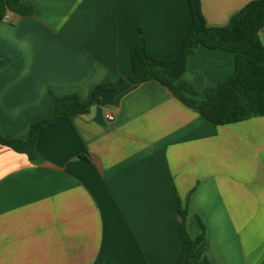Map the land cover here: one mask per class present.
<instances>
[{
	"label": "crops",
	"instance_id": "1",
	"mask_svg": "<svg viewBox=\"0 0 264 264\" xmlns=\"http://www.w3.org/2000/svg\"><path fill=\"white\" fill-rule=\"evenodd\" d=\"M22 1L32 14L0 21L8 138L26 139L55 96L88 101L128 75L140 31L168 59L191 24L188 0ZM251 1L200 7L207 26H224ZM233 71L232 52L199 45L185 72L195 95L125 81L87 114L41 127L40 162L0 144V264H179L184 207L211 264H264V115L217 125L195 108Z\"/></svg>",
	"mask_w": 264,
	"mask_h": 264
},
{
	"label": "trees",
	"instance_id": "2",
	"mask_svg": "<svg viewBox=\"0 0 264 264\" xmlns=\"http://www.w3.org/2000/svg\"><path fill=\"white\" fill-rule=\"evenodd\" d=\"M191 24L174 58L159 59L151 56L146 48L143 33L137 36L130 59V72L118 82L97 85L88 101L77 93L55 96V105L45 118L31 123L26 139L8 138L0 134V144L25 154L32 162L42 160L36 150L38 130L58 118L87 114L100 103L103 92L118 88L123 82L157 80L178 93L195 95L194 84L185 77L187 57L199 45L210 49H223L234 54V71L222 82L206 84L203 97L195 108L208 121L221 125L264 115V0L247 3L224 26H207L200 7V0H188ZM34 6L22 0H0V21L7 12L28 16ZM2 61H0V66ZM182 217L180 232L184 244L179 264H211L204 254L203 230L191 237L185 228L187 209L179 210ZM201 224V222H200Z\"/></svg>",
	"mask_w": 264,
	"mask_h": 264
},
{
	"label": "built area",
	"instance_id": "3",
	"mask_svg": "<svg viewBox=\"0 0 264 264\" xmlns=\"http://www.w3.org/2000/svg\"><path fill=\"white\" fill-rule=\"evenodd\" d=\"M3 19H9V17L5 14L4 17H3ZM106 118L108 120H111V119H113V116H112V114H106Z\"/></svg>",
	"mask_w": 264,
	"mask_h": 264
}]
</instances>
